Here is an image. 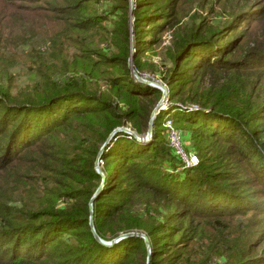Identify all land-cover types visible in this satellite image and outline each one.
<instances>
[{
    "label": "trees",
    "instance_id": "1",
    "mask_svg": "<svg viewBox=\"0 0 264 264\" xmlns=\"http://www.w3.org/2000/svg\"><path fill=\"white\" fill-rule=\"evenodd\" d=\"M102 1L0 0V53L4 27L51 43L26 55L31 95L0 91V264H264V0H134L131 18L129 0ZM167 32V107L146 139L162 92L132 71H158ZM167 118L197 167L180 169ZM121 127L142 141L105 145ZM131 233L149 249L99 242Z\"/></svg>",
    "mask_w": 264,
    "mask_h": 264
},
{
    "label": "rangeland",
    "instance_id": "2",
    "mask_svg": "<svg viewBox=\"0 0 264 264\" xmlns=\"http://www.w3.org/2000/svg\"><path fill=\"white\" fill-rule=\"evenodd\" d=\"M109 6L110 4L108 3L107 0L102 1V4L100 6V11L102 12L107 11ZM219 10L220 11L218 12V14L213 13L212 15H210V14H206V12L202 13L199 7L195 8L194 6L193 11L191 13L196 12L195 14L200 15V17L211 16L209 23L213 25H219L220 23L225 22L224 20H226V16L228 15L227 11H224L223 9H219ZM20 29H21L20 27H14L12 29L8 28V30L5 27L3 28V33H5V35L3 36L4 39L2 42H7V43H3L2 46L3 53H0V62H1L0 91L8 92L9 96H11V98H13V100L15 101H17L18 99L19 100L25 99L27 96L31 95L30 93L34 92L35 84H36L35 82L37 81L36 75L33 72H30L29 70V67H31V65L29 64L26 55L29 56L31 51L32 52L35 51L36 53L40 54V57L47 58L49 56L50 47H51L50 40L45 34L40 35L38 37H33L31 38L32 40H30L29 42H27V40L23 41V38H21L23 32H21ZM170 38H171V32L165 33L162 37L161 46L156 48L155 56L150 57L152 63L158 68V71H156V73L145 71L142 73L143 74L142 77L137 75L142 80L149 82V85L151 83L154 84L156 79L162 81L161 73L164 70L163 69L164 65L166 66L170 65L169 62L165 60V49L169 44ZM55 78L56 79L60 78V75H57ZM166 102H167V97L164 101V105H162L160 109H166L167 107ZM188 108L197 109L196 106H191ZM187 139L188 137L186 135L184 137L185 146L187 149L192 150L189 141H186ZM171 153L172 155H174L172 151ZM99 170L102 171V169L100 168ZM148 249H149V245H148ZM212 262L213 263L211 264H224V259L222 258L212 259Z\"/></svg>",
    "mask_w": 264,
    "mask_h": 264
},
{
    "label": "built area",
    "instance_id": "3",
    "mask_svg": "<svg viewBox=\"0 0 264 264\" xmlns=\"http://www.w3.org/2000/svg\"><path fill=\"white\" fill-rule=\"evenodd\" d=\"M150 85L160 91L163 88L167 90L166 85L158 79L155 80L154 84L151 83ZM186 109L192 110L188 107ZM163 129L167 146L170 148L175 158L177 159L180 165V169L185 170L197 167L199 165L198 156L195 152L186 148L184 134L180 130L175 128L171 119L167 118L166 120H164ZM96 164L98 168H103V161L100 158L97 159Z\"/></svg>",
    "mask_w": 264,
    "mask_h": 264
},
{
    "label": "water",
    "instance_id": "4",
    "mask_svg": "<svg viewBox=\"0 0 264 264\" xmlns=\"http://www.w3.org/2000/svg\"><path fill=\"white\" fill-rule=\"evenodd\" d=\"M129 4H130L129 15H130V18H131V16H132V10H133V7H134V0H129ZM128 64H129V68H131V66H132V65H131V59L129 60ZM132 73H133V75H134L137 79H139V80L142 81L143 83L149 84V82L144 81V80H142L140 77H138L137 74H136L134 71H132ZM150 86H151V85H150ZM161 92H162L161 99H160V101L157 103V105L155 106V108L153 109V111H152V113H151V117H150V121H149L148 130H147V133H146V135H145V136H146V139H149V138L151 137L152 122H153L154 117H155L156 113L158 112V110H160L161 106L164 105V101H165V99H166V97H167V90H166L165 88H163V89L161 90ZM116 132H129V133H131L132 135L135 136L136 140H138V141H142L140 137L136 136V135H135L134 133H132L130 130H128L127 128L121 127V128L115 129V130L113 131V133H112V134L109 136V138L107 139L105 145L109 142V140L111 139V137H112V136L114 135V133H116ZM105 145H104V146H105ZM102 150H103V147H102V149L100 150V152H101ZM95 168H96L97 173L102 177V183H103V181H104V179H105L104 174L102 173V171L99 170V168L97 167V164H95ZM101 187H102V185H101ZM90 226H91V228H92V232L94 233V229H93V227H92V219H90ZM129 236H137V237H141V238L144 240V242H145V244L147 245V248H148V245H149L148 238H147L144 234H132V233H131V234H125V235H121V236H119L118 238H116V239L113 240L112 242H104V241H102V240H99V242H100L101 244H103V245L111 246L112 244L117 243V242L120 241L121 239L127 238V237H129ZM96 238H97V237H96ZM97 239H98V238H97ZM149 253H150V251L148 250V254H149ZM147 261H148V260H147Z\"/></svg>",
    "mask_w": 264,
    "mask_h": 264
},
{
    "label": "crops",
    "instance_id": "5",
    "mask_svg": "<svg viewBox=\"0 0 264 264\" xmlns=\"http://www.w3.org/2000/svg\"><path fill=\"white\" fill-rule=\"evenodd\" d=\"M185 137V136H184ZM188 137V136H187ZM186 141H188V140H186Z\"/></svg>",
    "mask_w": 264,
    "mask_h": 264
}]
</instances>
